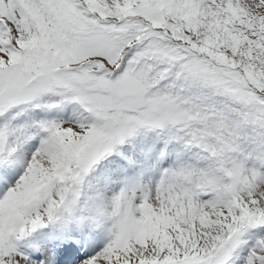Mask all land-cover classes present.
<instances>
[{"label":"snow or ice","instance_id":"obj_1","mask_svg":"<svg viewBox=\"0 0 264 264\" xmlns=\"http://www.w3.org/2000/svg\"><path fill=\"white\" fill-rule=\"evenodd\" d=\"M0 264H264V0H0Z\"/></svg>","mask_w":264,"mask_h":264}]
</instances>
